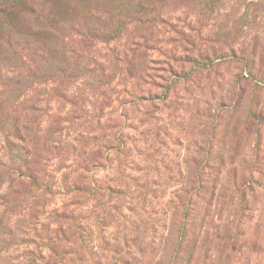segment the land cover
<instances>
[{
  "label": "rangeland",
  "instance_id": "obj_1",
  "mask_svg": "<svg viewBox=\"0 0 264 264\" xmlns=\"http://www.w3.org/2000/svg\"><path fill=\"white\" fill-rule=\"evenodd\" d=\"M0 264H264V0H0Z\"/></svg>",
  "mask_w": 264,
  "mask_h": 264
}]
</instances>
